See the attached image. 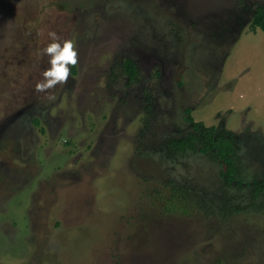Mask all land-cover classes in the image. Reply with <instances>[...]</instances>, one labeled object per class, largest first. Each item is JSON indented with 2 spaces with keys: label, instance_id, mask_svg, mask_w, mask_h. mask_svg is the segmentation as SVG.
Returning a JSON list of instances; mask_svg holds the SVG:
<instances>
[{
  "label": "rangeland",
  "instance_id": "rangeland-1",
  "mask_svg": "<svg viewBox=\"0 0 264 264\" xmlns=\"http://www.w3.org/2000/svg\"><path fill=\"white\" fill-rule=\"evenodd\" d=\"M262 4L0 0V264H264ZM52 31L77 64L40 92ZM189 108L240 183L201 139L169 147Z\"/></svg>",
  "mask_w": 264,
  "mask_h": 264
},
{
  "label": "trees",
  "instance_id": "trees-1",
  "mask_svg": "<svg viewBox=\"0 0 264 264\" xmlns=\"http://www.w3.org/2000/svg\"><path fill=\"white\" fill-rule=\"evenodd\" d=\"M253 30L261 28L264 30V4L259 5L255 11L252 21ZM124 68L130 81L138 78L139 69L135 61L131 58H125L123 62ZM186 120L192 125L197 134H191L188 138L172 139L168 141V145L175 152L186 151L188 149H196L197 142L201 139L203 146L200 148L202 152L213 151L225 165L221 175L226 184L240 183L237 180L238 168L233 158L235 152L233 143L225 136L221 135L218 127L206 126L203 122H198L191 114V109L186 110ZM255 195H259L264 191V178L253 182Z\"/></svg>",
  "mask_w": 264,
  "mask_h": 264
},
{
  "label": "clouds",
  "instance_id": "clouds-1",
  "mask_svg": "<svg viewBox=\"0 0 264 264\" xmlns=\"http://www.w3.org/2000/svg\"><path fill=\"white\" fill-rule=\"evenodd\" d=\"M51 42L41 50V55L49 57L46 70L42 72L43 80L36 83L37 91L44 92L57 84H65L70 73V66L77 64V51L71 40L60 42L57 33H48ZM54 99V97H51Z\"/></svg>",
  "mask_w": 264,
  "mask_h": 264
},
{
  "label": "flooded vegetation",
  "instance_id": "flooded-vegetation-1",
  "mask_svg": "<svg viewBox=\"0 0 264 264\" xmlns=\"http://www.w3.org/2000/svg\"><path fill=\"white\" fill-rule=\"evenodd\" d=\"M219 129V128H218Z\"/></svg>",
  "mask_w": 264,
  "mask_h": 264
}]
</instances>
